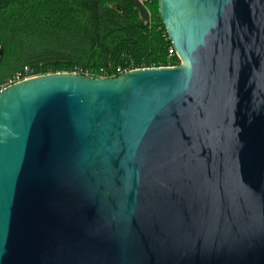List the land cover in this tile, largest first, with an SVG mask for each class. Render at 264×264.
<instances>
[{
  "label": "water",
  "instance_id": "obj_1",
  "mask_svg": "<svg viewBox=\"0 0 264 264\" xmlns=\"http://www.w3.org/2000/svg\"><path fill=\"white\" fill-rule=\"evenodd\" d=\"M158 3L180 64L0 91V264H264V0Z\"/></svg>",
  "mask_w": 264,
  "mask_h": 264
},
{
  "label": "trees",
  "instance_id": "obj_2",
  "mask_svg": "<svg viewBox=\"0 0 264 264\" xmlns=\"http://www.w3.org/2000/svg\"><path fill=\"white\" fill-rule=\"evenodd\" d=\"M147 7L151 24L139 0H0V75L29 66L40 74L102 77L119 66L180 64L158 0Z\"/></svg>",
  "mask_w": 264,
  "mask_h": 264
},
{
  "label": "built area",
  "instance_id": "obj_3",
  "mask_svg": "<svg viewBox=\"0 0 264 264\" xmlns=\"http://www.w3.org/2000/svg\"><path fill=\"white\" fill-rule=\"evenodd\" d=\"M152 0H139V2L145 6V10L147 13V20L146 23L151 24L152 23V13L151 10L147 7L148 2H151ZM177 55V54H176ZM171 66V65H168ZM150 67H157V66H150ZM150 67H141V68H150ZM162 67V66H159ZM134 69H139V68H129V69H125L121 66L117 67L114 72L112 73V76L108 75V72L105 71L104 76L105 78H113V77H118L120 75H122L124 72L130 71V70H134ZM73 73H80V72H73ZM85 74L89 75V72H85ZM42 74L38 73L35 69L29 67V66H24L22 69L15 71L11 76L7 77L5 80H3L2 82H0V91L13 85L16 83H19L21 81L36 77V76H40Z\"/></svg>",
  "mask_w": 264,
  "mask_h": 264
},
{
  "label": "crops",
  "instance_id": "obj_4",
  "mask_svg": "<svg viewBox=\"0 0 264 264\" xmlns=\"http://www.w3.org/2000/svg\"><path fill=\"white\" fill-rule=\"evenodd\" d=\"M11 73L10 72H5L3 75H0V82L5 80Z\"/></svg>",
  "mask_w": 264,
  "mask_h": 264
}]
</instances>
